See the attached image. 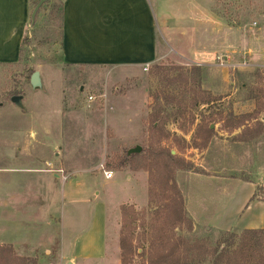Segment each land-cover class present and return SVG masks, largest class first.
Wrapping results in <instances>:
<instances>
[{
    "label": "rangeland",
    "instance_id": "374dc122",
    "mask_svg": "<svg viewBox=\"0 0 264 264\" xmlns=\"http://www.w3.org/2000/svg\"><path fill=\"white\" fill-rule=\"evenodd\" d=\"M39 1L33 0V10ZM192 1L174 7L187 12V21H172L168 27L158 21L157 35L166 47L158 61L133 68L66 64L62 3L49 0L34 25L31 21L21 64L0 68V98L23 94L30 72L38 71L45 87L29 92L31 111L43 115L61 104L72 113L66 118V135L71 142L80 138L82 171L75 180L82 235L92 221L95 201L108 209L109 259L85 264L121 262L123 237L133 244L131 264H144L150 245L170 236L190 244L205 241L215 250L228 234L239 239L245 230H264V223L252 222L261 219L264 208L249 212L255 204L264 205V0ZM206 126L213 131L209 140ZM258 128L263 132L253 137ZM137 146L142 152L128 158ZM163 150H171L186 167L165 171ZM124 158L129 162L122 166ZM102 164L117 171L114 179H104ZM125 173L133 177L131 182ZM245 193L251 196L243 210L228 212L230 202L246 200ZM179 199L188 221L183 226L178 222L182 218L171 221L169 210ZM91 240L102 246L101 238ZM50 259L68 264L58 261L56 253ZM213 261L208 256L199 264Z\"/></svg>",
    "mask_w": 264,
    "mask_h": 264
},
{
    "label": "crops",
    "instance_id": "0c3cea01",
    "mask_svg": "<svg viewBox=\"0 0 264 264\" xmlns=\"http://www.w3.org/2000/svg\"><path fill=\"white\" fill-rule=\"evenodd\" d=\"M192 2L61 0L63 60L80 67L153 65L162 48H166L157 35L158 21L164 27L172 21H187V12L175 11L174 7ZM33 11V0H0V68L21 64ZM178 13L179 18L175 17ZM30 79L23 94H9V100L0 98V129L4 133L3 138L0 133V246H11L17 257L41 264H54L50 259L54 253L58 261L68 264L106 262L107 205L96 200L86 233L82 235L78 228L83 216L81 200L76 199L80 188L76 190L75 180V175L82 171L77 147L80 138L77 142L73 137L71 142L66 135L67 129L70 130L66 118L72 113L63 110L61 104L42 111L43 115L32 112L27 105L29 92L34 90ZM41 80L45 87L43 76ZM21 81L20 85H24V80ZM16 96L22 97L21 105L12 101ZM6 128L10 131L8 135ZM116 172L111 179L104 174L103 177L112 180ZM126 176L129 182L133 180L130 174ZM250 194L245 195L241 204L230 202L228 212L240 213ZM57 199L60 201L53 209ZM256 208L263 209L264 205L255 204L249 212L254 213ZM255 218L252 222L264 223V214L261 219ZM94 236L101 238L102 246L92 242ZM116 264H121L119 259Z\"/></svg>",
    "mask_w": 264,
    "mask_h": 264
},
{
    "label": "trees",
    "instance_id": "16d2710c",
    "mask_svg": "<svg viewBox=\"0 0 264 264\" xmlns=\"http://www.w3.org/2000/svg\"><path fill=\"white\" fill-rule=\"evenodd\" d=\"M41 12V11H40ZM39 12V14H40ZM63 27V9L61 5L60 12V28ZM34 72H30V77ZM170 101V100H169ZM212 101H205L203 104H210ZM167 104L168 101L166 102ZM197 103V101H196ZM200 102H198L199 105ZM157 119L162 120L159 115ZM168 119V118H167ZM251 134L260 135L262 128ZM204 133L207 135L206 140L213 135V131L209 126H206ZM250 132V131H249ZM208 143V142H206ZM160 157L163 158V169L167 172L174 170V168L186 167L176 156L172 154L171 150H163L160 152ZM128 159L122 160V166L127 165ZM180 194L177 192V197ZM181 197V196H180ZM253 199V198H252ZM170 215L172 214V222H177V219L181 226L188 223L186 222L185 210L183 206V200L179 199L176 206L172 209L169 207ZM132 242H129L125 237L122 238V261L121 264H131L134 261ZM161 247V248H160ZM218 249H210L205 241L196 242L190 244L184 239L169 238L160 239L159 242H153L150 245V254L148 258L143 256L144 264H199L207 260L208 256L213 259V264H252L253 262H259L258 264H264V230H245L242 236L238 239L235 234H228L222 237V240L218 243ZM22 262V264H36L37 261L26 258L16 257L14 249L11 246H0V264H13L16 262Z\"/></svg>",
    "mask_w": 264,
    "mask_h": 264
},
{
    "label": "water",
    "instance_id": "95a60500",
    "mask_svg": "<svg viewBox=\"0 0 264 264\" xmlns=\"http://www.w3.org/2000/svg\"><path fill=\"white\" fill-rule=\"evenodd\" d=\"M49 0H40L39 3L36 5L34 11H33V14H32V25L35 24L36 22V18H37V15L39 14V11L41 10V8L43 7V5H45ZM30 84L32 86V88L34 90H39L41 89L43 86H42V80H41V75L38 71H35L32 76H31V79H30ZM12 101L17 104V105H21V101H22V97L20 96H16V97H13ZM142 152V147L140 146H137L133 149H130L127 153V157H131L135 154H139Z\"/></svg>",
    "mask_w": 264,
    "mask_h": 264
},
{
    "label": "built area",
    "instance_id": "2783aa9c",
    "mask_svg": "<svg viewBox=\"0 0 264 264\" xmlns=\"http://www.w3.org/2000/svg\"><path fill=\"white\" fill-rule=\"evenodd\" d=\"M147 70H148V68H146V71H147ZM89 99H90V100H93V97H90ZM100 168H101V170H102L104 176L106 177V179H111V178L113 177V172H111V171H107V170L105 169V167H104L103 164L101 165Z\"/></svg>",
    "mask_w": 264,
    "mask_h": 264
}]
</instances>
